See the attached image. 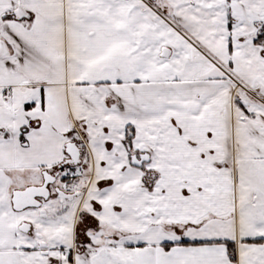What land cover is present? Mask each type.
I'll list each match as a JSON object with an SVG mask.
<instances>
[{"label":"snow or ice","instance_id":"1","mask_svg":"<svg viewBox=\"0 0 264 264\" xmlns=\"http://www.w3.org/2000/svg\"><path fill=\"white\" fill-rule=\"evenodd\" d=\"M0 264H264V0H0Z\"/></svg>","mask_w":264,"mask_h":264}]
</instances>
